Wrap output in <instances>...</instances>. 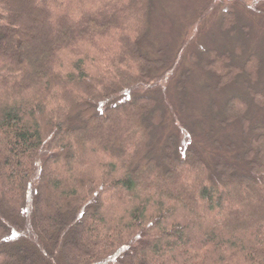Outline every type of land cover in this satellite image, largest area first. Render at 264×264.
<instances>
[{"label":"trees","instance_id":"trees-1","mask_svg":"<svg viewBox=\"0 0 264 264\" xmlns=\"http://www.w3.org/2000/svg\"><path fill=\"white\" fill-rule=\"evenodd\" d=\"M159 12L0 0V264H264V55L154 48Z\"/></svg>","mask_w":264,"mask_h":264},{"label":"rangeland","instance_id":"rangeland-1","mask_svg":"<svg viewBox=\"0 0 264 264\" xmlns=\"http://www.w3.org/2000/svg\"><path fill=\"white\" fill-rule=\"evenodd\" d=\"M158 1L160 12L154 15L149 37L154 48L167 47L174 51L178 43L187 38L188 43L193 39L192 45L197 46L191 51L205 46L219 50H235L241 46L247 53L258 49L264 55V13L256 9L259 6L264 10V3L258 4L259 0L234 1L236 11L241 14V26H236L237 29L233 32L222 28V13L228 0H213L211 6L217 5L216 9L213 11L212 8L205 14L211 0ZM242 25L247 33L242 31ZM186 66L189 67L188 64ZM191 74L188 88H191L192 96L197 97L202 93L211 104H219L228 95L238 92L230 90L231 88L223 91L215 89V81L198 68L192 69ZM262 79L264 80V75ZM173 84L174 82L171 83V88Z\"/></svg>","mask_w":264,"mask_h":264}]
</instances>
